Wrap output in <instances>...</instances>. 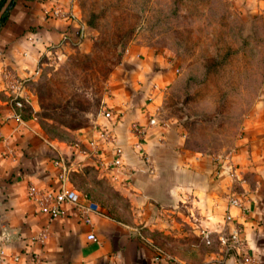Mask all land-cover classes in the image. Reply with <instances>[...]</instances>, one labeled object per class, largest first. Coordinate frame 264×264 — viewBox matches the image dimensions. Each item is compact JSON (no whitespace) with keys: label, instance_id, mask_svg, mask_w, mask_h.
<instances>
[{"label":"crops","instance_id":"crops-1","mask_svg":"<svg viewBox=\"0 0 264 264\" xmlns=\"http://www.w3.org/2000/svg\"><path fill=\"white\" fill-rule=\"evenodd\" d=\"M237 1L249 13L264 5V0ZM53 11L59 15L54 16ZM82 29L72 0H14L0 27L1 264H29L35 251L30 239L44 224V216L34 211L27 198L26 186L53 188L56 171L52 162L58 155L65 160L73 154V160L65 161L84 162L70 147L48 141L35 119H21L12 104L14 97L24 99L35 111L27 85L29 76L46 54H58L73 39L82 38ZM143 50H128L121 65L133 60L137 80L112 103L121 118L113 120L111 130L123 150V168L131 172L123 169L115 180L108 181L129 198L138 216L146 210L150 214L145 220L134 216L130 223L115 221L94 203L97 213L90 215L87 226L69 209L67 217L49 226L41 249L43 264H175L156 247L155 236L149 231L176 230L183 237L186 233L182 228L187 227L201 235L207 245L216 240V251L209 253L203 264H249L250 257L264 264V119L256 116L246 122L233 154L226 160L235 168L233 180L227 169L215 175L219 161L184 150L181 132L173 120L147 128L143 154L139 155L132 149L129 124L135 121L146 126L149 116L162 122L158 117L164 91L177 72L172 56L152 53L147 60L140 59ZM9 84L16 87L15 96L8 90ZM119 126L123 130L120 137L116 134ZM92 136L93 131L83 138L85 145ZM109 153L105 148L99 151L104 159ZM87 162L92 165L89 159ZM230 196L241 200L243 208L227 206ZM234 229L238 246L229 242ZM90 233L93 242L86 240Z\"/></svg>","mask_w":264,"mask_h":264},{"label":"rangeland","instance_id":"rangeland-1","mask_svg":"<svg viewBox=\"0 0 264 264\" xmlns=\"http://www.w3.org/2000/svg\"><path fill=\"white\" fill-rule=\"evenodd\" d=\"M72 1L83 37L46 54L27 81L35 122L48 141L86 148L83 138L103 123V109L114 111V97L134 87V61L121 65L131 47L144 48L140 59L152 53L174 59L177 72L164 91L158 124L173 120L184 150L229 160L246 122L264 119V5L249 13L237 0ZM87 161L71 167L70 184L109 218L133 221L138 215L129 198ZM140 214L145 220L150 212ZM182 230L183 237L176 230L149 234L175 264H203L216 240L207 245L189 227Z\"/></svg>","mask_w":264,"mask_h":264},{"label":"built area","instance_id":"built-area-1","mask_svg":"<svg viewBox=\"0 0 264 264\" xmlns=\"http://www.w3.org/2000/svg\"><path fill=\"white\" fill-rule=\"evenodd\" d=\"M52 14L58 16L59 12L53 11ZM8 90L15 96L17 89L14 85L9 84ZM17 99L19 98H12V104L15 108L20 106ZM100 116L103 123L93 128V136L87 140L86 148L81 149L79 145L75 144L72 149L83 159L88 158L96 170L109 175L112 180H115L116 174L124 169V155L122 148L116 143L109 125L112 124L113 120L119 121L121 115L111 109H103ZM157 123L155 117L149 116L146 126H142L135 121L129 124L128 131L132 139V149L139 155L143 154V141L146 137L147 128L154 127ZM101 148L110 151L107 159L99 155ZM216 162L218 161L216 160ZM219 162L214 169L215 175L218 176L224 169H227L228 177L231 180L235 179L234 166L227 161ZM73 166H79V164L66 162L62 156L58 155L52 162V167L56 171L53 188L44 190L36 188L33 184L26 186L27 198L32 203L34 211L44 216L42 228L30 239L31 243L35 246V251L30 254L29 264H43L41 249L49 236V226L54 220L67 217L68 210L71 209L75 212L81 223L90 226V215L97 213L96 205L71 186L69 174L70 171H73L71 168ZM124 171L127 173L131 172L130 169H124ZM227 206L243 208L242 201L232 196L228 198ZM86 240L93 242L95 238L90 233L86 236ZM229 242L234 246L239 245L238 232L235 229L230 232ZM1 255L2 252L0 251V257ZM16 260L17 258H14V261ZM247 261H249V264H257L255 258L252 257L247 259Z\"/></svg>","mask_w":264,"mask_h":264},{"label":"trees","instance_id":"trees-1","mask_svg":"<svg viewBox=\"0 0 264 264\" xmlns=\"http://www.w3.org/2000/svg\"><path fill=\"white\" fill-rule=\"evenodd\" d=\"M13 2H14V0H8V2H7V0H0V27L4 24V22L7 18L8 12L12 7ZM17 101L20 103V106L16 108V113L21 119H24V118L26 119L29 117L30 118L33 117L34 119H36L34 116V112H33L31 106L28 104L27 101L20 99V98L17 99ZM69 159L73 160V154H70V156L68 158H66L65 160H69ZM71 186L73 187L72 184H71ZM73 189H75L77 192L81 193L83 196H85L91 202L95 203L89 194L82 192V191H79L75 187H73ZM95 204L98 205L97 203H95ZM104 212L106 213L105 210H104Z\"/></svg>","mask_w":264,"mask_h":264}]
</instances>
